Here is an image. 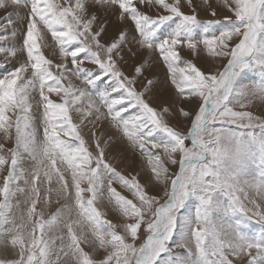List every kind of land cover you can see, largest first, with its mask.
I'll return each mask as SVG.
<instances>
[{"label":"snow or ice","instance_id":"1","mask_svg":"<svg viewBox=\"0 0 264 264\" xmlns=\"http://www.w3.org/2000/svg\"><path fill=\"white\" fill-rule=\"evenodd\" d=\"M221 2L231 15L204 23L197 8L211 7L209 0H0V9H28L21 47L0 46V67L26 54L24 63L0 78V241H10L16 253L0 264H243L244 257L264 264V233L243 231L246 221L264 225V203L258 202L264 201V119L243 110L257 97L264 100V83L255 89L239 83L246 70L264 78V0ZM93 7L133 22L140 46L158 50L180 98L196 105L178 109L189 122L187 133L169 125L167 118L175 115L169 107L148 102L152 81L137 91L142 66L132 77L121 70L127 34L102 42L107 25ZM166 25L171 30L164 35ZM48 33L59 62L42 50ZM8 34L0 31V38ZM199 45L224 62L222 71L205 73L182 60L185 46L196 53ZM92 95L100 106L89 99L84 114L94 110L99 120L103 107L105 118L147 157L164 202L112 165L102 137L85 136L74 114L84 112ZM23 160L32 162L27 170ZM53 195L65 203L46 219L43 208ZM190 200L198 202L195 219L184 218L173 240L177 214ZM103 201L123 221L109 219ZM173 246L184 252L174 253Z\"/></svg>","mask_w":264,"mask_h":264},{"label":"rangeland","instance_id":"2","mask_svg":"<svg viewBox=\"0 0 264 264\" xmlns=\"http://www.w3.org/2000/svg\"><path fill=\"white\" fill-rule=\"evenodd\" d=\"M202 0H200V3ZM223 4H221V7ZM22 9V10H21ZM16 8L13 9L11 7V10L8 8L6 10V13L0 12V24H3L4 21L7 19L8 15L13 13L15 11V16H14V22L11 25H8L7 28L5 29H0V31H7L9 34L7 35L6 38H0V46L2 47H16L19 49L22 45L21 38L22 34L24 33L23 30H25L26 27V14L28 12L27 8ZM26 9V10H24ZM205 9L204 7H200V10L203 11ZM221 9V8H220ZM207 10V9H206ZM1 11V9H0ZM11 11V13H10ZM189 9L187 10V12ZM222 11V10H221ZM93 12H96L99 20L107 25L106 29V35L102 38V42L107 41L111 42L120 32H126V28L121 24V23H115V21L120 22L116 17V14L113 13L111 10L109 11H97L95 7H93ZM198 14V19L201 20L204 23H207L209 20H202L199 18ZM220 15H217L216 18H218ZM5 17V18H4ZM219 20V19H218ZM222 21V20H221ZM21 23V24H20ZM23 23V24H22ZM25 25V26H24ZM127 28L130 30V36H127L128 38V43L125 44L124 46V52H123V57L124 61L120 63L119 67L121 70H123L127 76L132 77L134 75V69L137 66H142L144 68V74L143 76L138 78V81L135 85L137 91H144L145 86L147 85V82L150 80L152 81L151 86H149V91L146 95V99L148 102L155 108L158 109L157 107V101L158 99L156 98H161L162 100V107L167 106V96L169 97L170 102L171 98H174V101L172 104L175 106V112L177 115L178 109L180 107L185 108L188 104H190V101L188 99H181L180 96L178 95L175 87L171 83V77H170V72L168 69L167 64L163 61L162 57L159 55L158 50H149V54L151 56L149 58L143 59L141 54L143 47L138 45L139 43V34L135 29L134 23L131 21L126 22ZM11 26V27H10ZM21 26V27H20ZM23 26V27H22ZM219 27V26H217ZM13 29V30H12ZM22 29V30H20ZM171 29L169 26H165L163 29H161V32L164 35H167V32L170 31ZM11 31L15 32V35H11ZM19 34H18V33ZM23 32V33H22ZM21 33V35H20ZM202 34V29H197V35ZM20 36V38H19ZM20 39V41H19ZM45 55L47 58L52 59L54 62H59V52H58V46L56 45L55 41L52 39L51 34L48 33L46 37V42H45ZM137 46V47H136ZM203 46V45H202ZM52 48L56 56H51L48 53L50 52V48ZM138 49V50H137ZM144 49V48H143ZM184 50L187 52H190L192 54H195L197 57H202V61L200 62L202 65H204L203 72L206 73V71H210V66L211 65V59L214 61L218 62V68L217 71H222L224 67V62L218 58H215L212 56H209L207 51L201 47L200 45L198 46V50L196 53H193L191 50L187 49V47H184ZM204 52H203V51ZM141 51V53L139 52ZM148 54V55H149ZM207 56L204 58V56ZM182 60L191 62L195 64L197 67L199 63L192 62L190 59V56L188 54H185V52L181 55ZM55 57V58H54ZM26 58V54L19 53L17 58H9L5 64L4 67H0V78H3L5 75H7L9 72L13 71L16 67H18L20 64L24 63ZM210 58V59H209ZM55 59V60H54ZM149 59H151L149 61ZM3 60V56L0 55V61ZM149 61V62H148ZM156 63L160 70L162 71L160 74V77H158V69L154 71V68L156 67ZM84 67H87L89 69L95 70L96 66L90 63L85 62L83 65ZM216 71V72H217ZM258 71L256 70H246L244 73L241 75V80H239L240 84L246 85L249 89H255L260 86L261 83H264V78H259L256 76ZM252 77H251V76ZM250 76V77H249ZM107 79V78H106ZM165 79V80H164ZM74 82L82 87L84 85L82 84L81 81L74 80ZM106 87V81L100 82L99 88L100 90H104ZM35 95V94H34ZM38 98V97H37ZM55 98V97H54ZM153 98V99H152ZM91 99L92 102L96 106H100V102L97 96L92 95L91 97H86L84 102H86V105L88 104V100ZM157 100V101H156ZM263 101L259 99L258 97L253 100L251 104L248 105V108H251V111L253 112L254 115L261 117V119H264V103L260 104V102ZM254 102L257 105H253ZM156 104V105H154ZM186 105V106H185ZM85 108V107H84ZM247 108V109H248ZM243 109V110H247ZM252 109H255L253 111ZM89 110V109H88ZM237 110H241L237 107ZM104 111V112H103ZM250 111V110H249ZM259 111V112H258ZM84 112H87V110L84 109ZM84 112L81 113H75L74 114V119L76 122H83V133L85 134L86 137H91L92 133L95 132V135L97 137H102V140L104 141L103 146L106 149L107 152V159L111 161L112 165L116 167L118 171H120L122 174L125 176H128L129 178L131 177H136L137 179L142 181L141 184H146L147 185V191L155 196L161 197V202H164V190L163 186L157 184L154 179H152V172H151V165L149 164L147 157L146 156H141L138 150H134L129 142L123 137L122 133L113 125L110 119L106 120V112L101 107V115L99 120L94 119V110H93V115L92 116H87L84 114ZM172 112V111H171ZM174 113V112H173ZM179 114V112H178ZM176 115H171L169 116L168 123L170 126L178 128L181 132L187 133V131L190 128L189 122L181 117L180 115L179 118ZM175 117V118H174ZM110 121V122H109ZM109 122V123H108ZM257 135L260 133V129L255 130ZM158 135H161L158 133ZM0 137H2V134H0ZM38 137L42 138V124L40 125V128L38 130ZM0 143H3V140H0ZM14 144V141L8 142V145L11 146ZM190 146V145H189ZM21 163L25 166L26 170L29 165H31L30 160H23ZM168 167L170 168L171 172L178 171V167L169 164ZM118 190L122 192V194L128 196L131 198V194L128 193L126 190L120 188L119 185H116ZM21 200H23V197H20ZM65 203V200L62 198L59 200V202H56L55 196L53 195L52 202H50L48 205L44 206L43 211L46 219L51 218V216L55 215L59 209H61L62 205ZM56 204V205H55ZM104 204V211L107 213V217L113 222L117 221H123V218L121 217L119 211L115 208H113L111 205L107 203V201H103ZM55 205L54 209L51 210V208ZM26 205L21 206V208H25ZM41 206L38 205V209ZM198 207V202L195 200H190L182 209L179 210L177 214L178 218V226H177V234L174 235L173 240H176L179 238V228H180V222L184 218L188 219H195L196 216V209ZM228 219H235V218H228ZM17 223H19V220H17ZM243 231L249 235H261L264 233V225L257 223L255 219L253 221L247 222L246 221V226L244 227ZM142 234V239L143 236L145 235V230L142 228L141 230ZM7 250L12 247H6ZM173 252L174 253H183L184 249L182 248H176L173 246ZM231 258V257H230ZM250 264V259H247V257L243 258V264Z\"/></svg>","mask_w":264,"mask_h":264},{"label":"bare ground","instance_id":"3","mask_svg":"<svg viewBox=\"0 0 264 264\" xmlns=\"http://www.w3.org/2000/svg\"><path fill=\"white\" fill-rule=\"evenodd\" d=\"M195 3L196 4H201L200 3V0H195ZM209 4L211 5V7H208V6H205V9L203 10V11H201L200 10V7H198L197 8V14H200L199 15V18L200 19H202V20H223L224 19V17H226V16H230L231 15V13L226 9V8H224L223 6L221 7V4H222V2H221V0H209ZM221 8V9H220ZM9 9L11 10V7H9ZM20 9H21V7H20ZM207 9V10H206ZM6 10L7 9H1V11L0 12H3V13H6ZM22 10V9H21ZM24 10H26V9H24ZM146 12H147V14H149V15H154V12L152 11V10H148V9H144ZM187 10H188V8H184V11L185 12H187ZM212 10H215L216 12H217V15H220L218 18H216L217 17V15H216V17H213L210 13H211V11ZM222 10V11H221ZM10 13H11V11H10ZM5 18V17H4ZM117 18V17H116ZM26 23V22H25ZM115 23H121V22H118V21H115L113 24H115ZM21 24V23H20ZM23 24V23H22ZM125 28H126V30H127V36H130V30L127 28V25H126V22L125 23H121ZM25 26V25H24ZM11 27V26H10ZM21 27V26H20ZM23 27V26H22ZM13 30V29H12ZM20 30H22V29H20ZM24 31V30H23ZM18 33V32H17ZM23 33V32H22ZM19 34V33H18ZM20 35H21V33H20ZM19 38H20V36H19ZM21 38H23V34H22V37ZM20 38V39H21ZM20 39H19V41H20ZM22 40V39H21ZM20 42H22V41H20ZM138 45H140L139 43H138ZM45 46H46V44H44V47L42 48V50L45 52V50L47 49H45ZM137 47V46H136ZM50 48V47H49ZM138 50V49H137ZM141 51H142V54H141V56H142V58L143 59H145V58H149L150 56H151V54H149L148 53V51L144 48H142V49H140ZM47 51V50H46ZM54 50L52 49V48H50V52L48 53V55L50 54L52 57L53 56H56V54L53 52ZM141 51H139L140 53H141ZM185 52V54H188L189 56H190V59H191V61L192 62H195V63H199V65H198V68H200L201 69V71L203 70V67H204V65H202L200 62H203L202 61V59H201V57H197L195 54H192V53H190V52H187V51H185L184 50V48L182 49V51H181V55L183 54ZM149 54V55H148ZM55 58V57H54ZM213 58V57H212ZM55 60V59H54ZM151 59H149V61H150ZM148 61V62H149ZM155 64V68H154V71H156L157 69H158V77H160V74H161V70H160V68H159V66L156 64V63H154ZM210 66V71L212 72V73H215L216 71H217V68H218V62L217 61H214L213 59H211V65H209ZM206 73H209V71H206ZM171 77V76H170ZM165 80V79H164ZM240 80H241V78H240ZM153 99V98H152ZM156 99H158V101H157V107H158V109H160L162 106V100H161V98H156ZM166 102H167V100H166ZM264 103V100L263 101H261L260 102V104H263ZM83 104H84V109L85 110H87V111H89L88 110V107H87V105H86V102H83ZM154 105H156V104H154ZM252 105V104H251ZM253 105H257L255 102H254V104ZM186 106V105H185ZM253 107V106H252ZM251 107V108H252ZM196 108V105H194V104H192V103H190V104H188L186 107H185V109H187V110H193V109H195ZM251 108H246L247 110H250L251 111ZM253 111H255V109H252ZM104 112V111H103ZM259 112V111H258ZM85 113V112H84ZM82 114V113H81ZM106 119V118H105ZM106 120H108V119H106ZM110 122V121H109ZM108 122V123H109ZM1 140V139H0ZM141 183H142V181H141ZM253 198H256V197H253ZM256 199H258V198H256ZM258 202H261V203H264V201H258ZM56 205V204H55ZM55 205H53V207L51 208V210H53L54 209V207H55ZM21 206H24V204H21ZM10 246V245H9ZM7 247V246H6ZM1 249V248H0ZM1 251V250H0ZM15 256V255H14ZM247 259H250V258H248L247 257ZM246 264V263H245Z\"/></svg>","mask_w":264,"mask_h":264},{"label":"crops","instance_id":"4","mask_svg":"<svg viewBox=\"0 0 264 264\" xmlns=\"http://www.w3.org/2000/svg\"><path fill=\"white\" fill-rule=\"evenodd\" d=\"M201 47H203L202 45H200ZM203 51V50H202ZM204 52V51H203ZM202 57L203 56H201V59H202ZM207 56L205 55L204 56V58H206ZM210 59V58H209ZM204 68V67H203ZM257 71V70H256ZM251 76V75H250ZM249 76V77H250ZM256 76L257 77H259V78H262L261 76H260V74H259V72L256 74ZM252 77V76H251ZM174 101V98H171V101ZM173 101L172 102H170V100H169V97L167 96V107H169L170 108V110L172 111V112H174L175 113V115H176V110H175V106H174V104H172L173 103ZM179 114H178V112H177V117L179 118V116H178ZM175 118V117H174ZM9 245H10V247H12L11 246V244H10V241L9 242H7V243H5V242H3V241H0V259H3V258H5V255L7 256V258L8 259H13V258H16V253H15V250H10V248L7 250V248H6V246L7 247H9ZM15 255V256H14Z\"/></svg>","mask_w":264,"mask_h":264}]
</instances>
